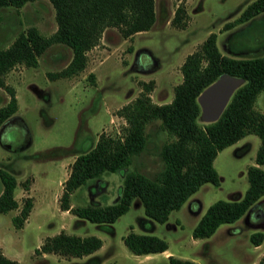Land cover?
I'll use <instances>...</instances> for the list:
<instances>
[{
    "label": "rangeland",
    "instance_id": "rangeland-1",
    "mask_svg": "<svg viewBox=\"0 0 264 264\" xmlns=\"http://www.w3.org/2000/svg\"><path fill=\"white\" fill-rule=\"evenodd\" d=\"M251 1L154 0L155 21L149 30L123 38L116 28L104 29L97 45L86 53L85 68L76 75L52 80L47 77L48 72L65 67L71 58L68 47L53 44L40 54L35 67L17 64L3 76L17 92L18 105L15 117L0 126V169L18 181L14 192L18 207L0 213V249L4 256L18 264H168L163 252L130 253L122 237L131 229L163 239L167 256L198 264H257L264 255V195L239 219L220 224L209 237H191L192 228L209 204L238 200L243 195L246 167L254 164L259 146L254 134H246L219 151L213 159L219 184L200 185L179 209L169 212L163 223L146 217L137 198L112 223L89 222L58 207L64 175L63 170L60 172L61 161L93 145L99 132L117 134L124 120L114 112L138 95L140 83L153 81L148 93L152 102H169L174 85L181 81L180 64L210 32L216 34L215 44L223 55L240 58L264 52V16L223 28ZM177 6L184 9L183 27L171 22ZM29 27L44 36L55 30L54 11L47 0L27 2L19 8L0 7V49ZM89 73L94 76L93 82L87 77ZM6 100L7 94L0 88V106ZM254 109L264 113V90L257 94ZM197 121L203 123L200 117ZM154 126L156 122L147 128L152 145L132 159L128 170L138 166L150 175L160 168L156 147L166 137L154 132ZM28 156L42 160L33 161ZM260 168L264 171V164ZM34 169L45 180L38 178L29 192L22 184L27 179L28 189L31 187L32 176L26 173ZM121 181L119 172H103L75 189L70 205L114 204ZM28 196L32 210L22 227L15 229L11 217ZM60 231L96 236L101 246L79 258L34 252L46 237ZM257 231L263 233V238L254 246L249 236Z\"/></svg>",
    "mask_w": 264,
    "mask_h": 264
},
{
    "label": "trees",
    "instance_id": "trees-1",
    "mask_svg": "<svg viewBox=\"0 0 264 264\" xmlns=\"http://www.w3.org/2000/svg\"><path fill=\"white\" fill-rule=\"evenodd\" d=\"M35 0H0V7L19 8ZM54 11L55 30L48 36L41 35L35 27L19 33L5 48L0 49V88L7 100L0 106V126L17 110L14 89L3 76L17 64L35 67L40 54L53 44H62L71 51L67 65L55 72H48L52 79L76 75L85 68L86 53L97 45L104 29L116 28L123 37L147 31L155 21L154 0H47ZM264 16V0H253L239 16L223 25L236 24ZM184 9L177 6L171 22L183 27ZM216 34L210 32L198 49L187 54L180 64L181 81L174 85L169 102L154 103L148 95L153 81L140 83L141 91L130 102L116 109L114 114L124 120L117 134L99 132L94 144L77 154L69 164L66 178L61 183L58 207L62 211L93 223H112L124 214L134 198L143 207L146 217L163 223L169 212L179 209L200 185L219 184L213 159L223 148L235 143L246 134L259 139L254 164L246 167L247 187L238 200H216L209 204L191 230V237L207 238L220 224L239 219L264 195V113L254 109L259 92L264 90V52L233 58L219 52L215 44ZM227 74L241 79L242 83L231 94L219 117L210 123H198L200 107L198 94L220 75ZM93 82L94 76H87ZM156 122L154 132H161L163 139L157 148L160 168L150 175L138 166L128 170L132 159L152 145L150 124ZM103 172H119L122 181L114 204L104 206H71L70 195L87 180ZM0 213L18 207L14 198L16 181L13 175L0 169ZM28 189V181L22 184ZM32 207L31 197H25L18 213L11 217L15 229L22 227ZM262 232H254L249 241L257 246ZM123 245L135 255L161 253L167 243L154 235L139 234L131 229L122 237ZM101 246V240L93 235L78 236L63 231L46 237L35 253H53L63 257H82ZM168 264H196L187 259L167 256ZM0 264H18L3 255ZM257 264H264V255Z\"/></svg>",
    "mask_w": 264,
    "mask_h": 264
},
{
    "label": "water",
    "instance_id": "water-1",
    "mask_svg": "<svg viewBox=\"0 0 264 264\" xmlns=\"http://www.w3.org/2000/svg\"><path fill=\"white\" fill-rule=\"evenodd\" d=\"M241 83L239 78L222 74L198 94L199 117L203 123L213 122L219 117L231 94Z\"/></svg>",
    "mask_w": 264,
    "mask_h": 264
},
{
    "label": "crops",
    "instance_id": "crops-1",
    "mask_svg": "<svg viewBox=\"0 0 264 264\" xmlns=\"http://www.w3.org/2000/svg\"><path fill=\"white\" fill-rule=\"evenodd\" d=\"M14 89V88H13ZM16 91H17V88H16ZM17 93V92H16ZM15 92H14V94H15V98H16V101H17V94H16ZM17 107H18V105H17ZM16 112V111H15ZM13 117H15V113L10 117V118H13ZM10 118H8V119H10ZM7 119V120H8ZM113 120V116L110 114V120H109V122H111ZM6 122V121H5ZM235 144V143H234ZM92 146V145H91ZM90 146V147H91ZM76 155H72V156H70V157H68V158H66V159H64L63 157V160L61 161V167H62V169H61V171L60 172H62V170H63V173H64V175H63V178H62V181L66 178V176H67V173H68V167H69V164L74 160V157H75ZM27 157V156H26ZM28 158H32V160L33 161H40V160H42V159H37L36 158V156H33V157H31V156H28ZM34 158V159H33ZM48 159V158H47ZM51 159H55V158H49L48 160H51ZM212 164H213V162H212ZM33 165V163L31 164V166ZM260 166H262V165H260ZM259 166V167H260ZM34 171H35V169L34 170H32V171H29V172H27L26 174H29V175H31L32 176V182H31V187L29 188V189H27L29 192L30 191H32L33 189V186H34V184L37 182V180H38V178H42V179H44L45 180V176L44 177H39V172L38 173H34ZM15 178V177H14ZM15 181H16V186H15V188H14V192H15V190H16V187H17V184H18V181L15 179ZM71 196V195H70ZM260 200H261V198H260ZM32 210V209H31ZM30 210V211H31ZM63 212H67V211H63ZM30 213V212H29ZM27 219H28V216H27V218H26V220H25V222L27 221ZM163 253H164V256H166L165 258H167V255H168V253L166 252V250L165 251H163ZM92 254V253H91ZM91 254H89V255H91ZM89 255H86V256H89ZM194 262V261H193ZM196 263V262H195ZM196 264H198V263H196Z\"/></svg>",
    "mask_w": 264,
    "mask_h": 264
}]
</instances>
